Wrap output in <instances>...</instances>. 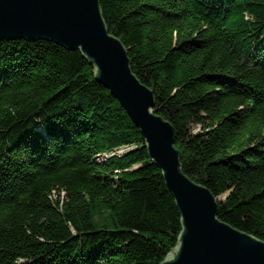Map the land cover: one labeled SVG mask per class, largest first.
<instances>
[{
    "label": "trees",
    "instance_id": "obj_1",
    "mask_svg": "<svg viewBox=\"0 0 264 264\" xmlns=\"http://www.w3.org/2000/svg\"><path fill=\"white\" fill-rule=\"evenodd\" d=\"M100 5L183 172L264 242V0ZM181 232L140 129L81 51L0 41V264H161Z\"/></svg>",
    "mask_w": 264,
    "mask_h": 264
},
{
    "label": "water",
    "instance_id": "obj_2",
    "mask_svg": "<svg viewBox=\"0 0 264 264\" xmlns=\"http://www.w3.org/2000/svg\"><path fill=\"white\" fill-rule=\"evenodd\" d=\"M101 0H0V41L46 40L80 50L96 79L140 129L181 215L177 246L161 264H264V242L222 222L219 203L181 166L172 124L159 116L153 92L133 73L128 51L111 35Z\"/></svg>",
    "mask_w": 264,
    "mask_h": 264
},
{
    "label": "rangeland",
    "instance_id": "obj_3",
    "mask_svg": "<svg viewBox=\"0 0 264 264\" xmlns=\"http://www.w3.org/2000/svg\"><path fill=\"white\" fill-rule=\"evenodd\" d=\"M124 152H126V151H124V149H122L121 151H115L113 154L114 155H120V154H123ZM106 157L109 158V156H106ZM225 198H226V195H223V196L219 197L218 200L220 202H222L225 200Z\"/></svg>",
    "mask_w": 264,
    "mask_h": 264
},
{
    "label": "clouds",
    "instance_id": "obj_4",
    "mask_svg": "<svg viewBox=\"0 0 264 264\" xmlns=\"http://www.w3.org/2000/svg\"><path fill=\"white\" fill-rule=\"evenodd\" d=\"M107 158V157H106Z\"/></svg>",
    "mask_w": 264,
    "mask_h": 264
}]
</instances>
